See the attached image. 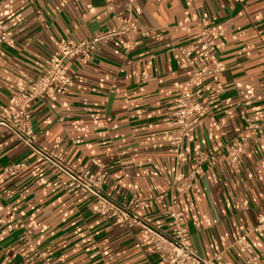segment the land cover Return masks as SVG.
<instances>
[{"label": "crops", "instance_id": "obj_1", "mask_svg": "<svg viewBox=\"0 0 264 264\" xmlns=\"http://www.w3.org/2000/svg\"><path fill=\"white\" fill-rule=\"evenodd\" d=\"M202 17L216 39L224 86L200 71L195 89L204 93L205 111L173 154L169 107L192 70L172 47L188 45ZM0 19L13 31L0 50V105L43 72L53 40L110 35L87 47L88 63L82 55L65 61L68 93L30 103L34 129L39 143L69 167L99 172L92 160L104 163L105 192L127 206L147 198L138 213L169 233L174 172L186 169L196 149L233 142L247 117L264 125V0H0ZM123 23L149 33H121ZM0 146V264H163L146 232L102 219L92 196L67 189V177L36 162L7 129L0 130ZM16 162L26 168L8 176L5 168ZM174 204L200 256L225 250L217 264H244L247 254L234 242L236 231L264 214V128L258 143L248 142L239 171L207 167L199 188ZM19 219L32 229V244H24ZM252 244L264 264V232Z\"/></svg>", "mask_w": 264, "mask_h": 264}, {"label": "built area", "instance_id": "obj_2", "mask_svg": "<svg viewBox=\"0 0 264 264\" xmlns=\"http://www.w3.org/2000/svg\"><path fill=\"white\" fill-rule=\"evenodd\" d=\"M236 1L244 2V0ZM88 7L91 8L92 5L89 4ZM198 25L199 32L188 45L172 47V50L181 56L184 65L192 70L187 87L180 92L177 102L169 107L171 116L169 151L173 154L180 152L189 131L200 122L205 111L204 93L195 89L200 71L206 69L208 76L218 89H222L224 86L220 78L223 63L215 55L216 39L212 27L206 17H202ZM120 32L139 33L142 36H147L149 33L147 29L130 26L129 23H123ZM12 35L10 24L5 19H0V50L5 43L11 40ZM109 36L98 35L78 42L53 40L54 51L50 56L44 58L43 72L32 78L24 89L14 92L7 104L0 105V130L7 129L27 146L33 153L36 162L47 165L52 171L65 175L67 189L92 196L96 203V212L102 219H112L120 227L139 228L146 232L153 244L154 253L163 264H217L223 259L225 250L217 249L209 259L200 256L189 242L185 214L176 209L174 200L180 194L197 190L201 179L206 174L207 167L229 166L239 171V161L247 154L248 142H259L264 128L259 120L247 117L242 132L233 142L212 151L196 149L186 169H177L174 172L168 190L172 200L166 209L174 227V231L171 233L154 225L138 213V209L149 201L147 198H137L127 206L105 192L104 184L107 171L104 163L97 159L92 160L93 165L101 169L99 172L90 168H72L65 165L56 155L39 143L29 110L30 103L53 94L68 93L72 77L68 74L65 61L68 58L82 55L83 63H88L91 56L86 50L87 47L96 45L99 41L108 39ZM197 53L199 54L198 58L195 57ZM143 79L148 80L149 76L143 73ZM25 168V162H16L8 165L5 172L8 176H15ZM163 196L160 195L158 198ZM18 223L23 231L24 244H32V229L22 219H19ZM260 232H264V214L259 216L253 227L236 231L234 244L240 245L247 254L244 264H259L262 253L254 247L252 238L254 234ZM39 256L48 263L51 260L44 252H41Z\"/></svg>", "mask_w": 264, "mask_h": 264}]
</instances>
